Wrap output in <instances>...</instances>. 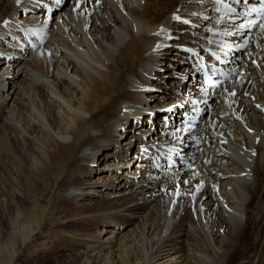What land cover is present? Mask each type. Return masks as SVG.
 Instances as JSON below:
<instances>
[{
    "label": "bare ground",
    "instance_id": "6f19581e",
    "mask_svg": "<svg viewBox=\"0 0 264 264\" xmlns=\"http://www.w3.org/2000/svg\"><path fill=\"white\" fill-rule=\"evenodd\" d=\"M66 1L46 16L32 10L48 0H0V183L18 206L9 142L59 188L53 214H2L22 222L12 264H264V21L233 32L245 25L219 23L209 0ZM223 32L241 47L235 73L207 91L182 48ZM186 94L212 106L194 129L158 111ZM157 150L190 165L155 171ZM47 233L62 245L43 261Z\"/></svg>",
    "mask_w": 264,
    "mask_h": 264
},
{
    "label": "rangeland",
    "instance_id": "374dc122",
    "mask_svg": "<svg viewBox=\"0 0 264 264\" xmlns=\"http://www.w3.org/2000/svg\"><path fill=\"white\" fill-rule=\"evenodd\" d=\"M68 2L69 1L67 0L64 3V5H66ZM4 144L9 149V154H7L8 155L7 160L11 164H13L14 166H15V164L17 166V170H15L16 178L14 180V183H15L14 185L15 186L17 185L16 188L18 189V191H20L22 193L21 197H18V200H17L18 201L17 203L19 205L16 206V203L14 202V200H12L10 198V194H7L9 192L8 187H6L5 183H3V182L0 183V192L4 189L1 193H2V196L5 195L3 198L1 197L3 199L1 201V203L3 205L1 204V207H0V217H2V218H0V264H10V263L12 264V261L14 260V258L16 256L19 255L18 256V258H19L21 254H23V256L25 255V253H22L23 248L21 246L23 243V240H24V235H23V232H21V228H19L20 227L19 224H22V222H21V218L16 219V217H15L13 219V217H11V218L7 219V217H6V219L8 220V223H7V225H5L6 221L3 222L4 218H3L2 214L5 213L8 216L7 211L13 209V207H14V210L17 207L22 208V210L25 211V214H27L28 212H30L29 208L31 206L37 207L40 211L45 212L46 214H48V213L53 214L54 213L53 210L56 209L55 204H58V203L55 200V198H54L55 196L53 195L52 191L53 190L56 191L59 188L57 187V189H56V187H54V185H52V184L50 185V187H48V186L46 187L44 185V183L41 182L38 177L32 176L30 168H28L27 161L20 154L19 150L17 148H15V146L12 143H9V142L5 143L4 142ZM4 162L5 161L0 162V176H4V175L8 174L9 169H7V165ZM28 181H29V183H28ZM2 184L4 187L2 186ZM42 192H44V193L42 194ZM5 214H4V216H5ZM9 219H10V221H9ZM15 220H17L18 223L15 222ZM9 222H11V223H9ZM52 223H53V221H52ZM48 227H49V229H51L50 225H48ZM48 235H50V234L47 233V236ZM49 237H52V235L48 236L47 240H49V241H47V243L51 242V239ZM61 245H62L61 242H55V243L51 244L49 250L46 252L47 254H44L42 256V259H40V260L44 261L47 259V255L48 256L53 255L54 254L53 251L58 250V248ZM23 252H24V249H23ZM15 253H16V255H15ZM34 255H32V258H34L36 260V258L38 256L36 254H34ZM56 260H57V263H61L59 261L61 259L56 258ZM39 263L40 262H37L35 264H39ZM19 264H21V263H19ZM27 264H34V262L31 263V261H30V262H27Z\"/></svg>",
    "mask_w": 264,
    "mask_h": 264
}]
</instances>
